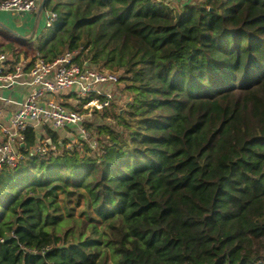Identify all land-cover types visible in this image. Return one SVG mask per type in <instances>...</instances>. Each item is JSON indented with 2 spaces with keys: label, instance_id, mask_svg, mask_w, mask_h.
I'll list each match as a JSON object with an SVG mask.
<instances>
[{
  "label": "trees",
  "instance_id": "1",
  "mask_svg": "<svg viewBox=\"0 0 264 264\" xmlns=\"http://www.w3.org/2000/svg\"><path fill=\"white\" fill-rule=\"evenodd\" d=\"M44 6L38 55L83 48L130 98L96 111V148L24 131L0 170V264H264V0Z\"/></svg>",
  "mask_w": 264,
  "mask_h": 264
},
{
  "label": "built area",
  "instance_id": "2",
  "mask_svg": "<svg viewBox=\"0 0 264 264\" xmlns=\"http://www.w3.org/2000/svg\"><path fill=\"white\" fill-rule=\"evenodd\" d=\"M43 1L0 0V11L32 14L37 12ZM159 1L174 4L175 7L180 3H196L195 0ZM204 1L198 0L197 2ZM56 18V13L49 12L46 26H51ZM82 49L65 51L54 61H47L37 54L30 69H27L25 64L11 65L7 55L0 53V89L21 84H30L34 87V91L23 102H15L0 95V100L18 106L9 123L6 126L0 125L6 137L5 140L0 141V170L3 166L16 167L24 159L20 151V147L24 146L23 133L32 127L51 125L58 131L75 127L83 141H86L92 148L97 147L94 132L87 127L88 125L94 126L89 118L96 117V111L103 112L118 101V95L112 88L118 84L119 75L90 65L89 62L82 64L79 59ZM64 94L76 97V109L66 105L65 100L60 97ZM49 145H52L51 139L40 140L35 152L46 154L50 150Z\"/></svg>",
  "mask_w": 264,
  "mask_h": 264
},
{
  "label": "crops",
  "instance_id": "3",
  "mask_svg": "<svg viewBox=\"0 0 264 264\" xmlns=\"http://www.w3.org/2000/svg\"><path fill=\"white\" fill-rule=\"evenodd\" d=\"M49 12L44 6V1L39 5L37 12L32 14H16L0 11V53L7 55L11 65H29L33 61L38 54L36 52L38 44L41 42L42 37L47 34L46 18ZM26 80L29 81V79ZM33 91L34 87L32 85L21 84L7 89H0V95L15 102H23ZM60 97L65 100L68 107H76L77 101L74 102L75 97L73 95L64 94ZM17 108V104L0 100L2 114L0 116V125L6 126ZM66 130H74L79 135L75 127ZM62 131L65 130L58 132ZM5 139L6 137L0 128V141Z\"/></svg>",
  "mask_w": 264,
  "mask_h": 264
},
{
  "label": "rangeland",
  "instance_id": "4",
  "mask_svg": "<svg viewBox=\"0 0 264 264\" xmlns=\"http://www.w3.org/2000/svg\"><path fill=\"white\" fill-rule=\"evenodd\" d=\"M195 1L197 2L198 0H195ZM95 67H98L100 69L102 68L101 66H95ZM117 74H118V72H117ZM113 89H114V93L115 94H117V95L121 94L123 96L122 98L120 97V99H118V102L116 101V103H119V105H121V106H125L127 100L130 98L129 95H127V94H124L123 95L121 93V90H120L119 87H116L115 86L114 88H112V90ZM75 99H76V97H75ZM75 99H74V102L77 101ZM73 109H76V107L73 108ZM89 120H91V123H94L95 124L92 127V129L90 130L92 132H94L95 128H97L98 125H100L101 123H103V120L99 118V115L98 114H97L96 117H93L92 119L89 118ZM105 122L107 124H110V123L112 124L113 123L112 119H107ZM59 135H60V138H61L62 141L63 140H67L69 142L68 148H70L73 144H76L78 142V136L79 135H77V132L74 131V130H65V131L59 132ZM62 200H63V197H61V201ZM61 203H62V205L64 207L67 205V207L69 209H72L76 216H80L81 211L85 208V200H84L83 197H77V198L76 197H73L72 200H71V202L68 203V204H65L64 202H61Z\"/></svg>",
  "mask_w": 264,
  "mask_h": 264
},
{
  "label": "water",
  "instance_id": "5",
  "mask_svg": "<svg viewBox=\"0 0 264 264\" xmlns=\"http://www.w3.org/2000/svg\"><path fill=\"white\" fill-rule=\"evenodd\" d=\"M21 146H23V144Z\"/></svg>",
  "mask_w": 264,
  "mask_h": 264
}]
</instances>
